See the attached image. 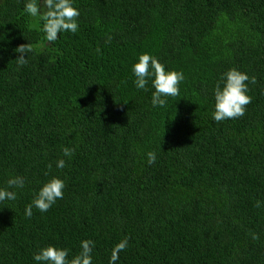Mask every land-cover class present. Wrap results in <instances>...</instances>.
<instances>
[{"label":"trees","instance_id":"obj_1","mask_svg":"<svg viewBox=\"0 0 264 264\" xmlns=\"http://www.w3.org/2000/svg\"><path fill=\"white\" fill-rule=\"evenodd\" d=\"M76 4L78 31L49 42L25 0H0V187L26 181L0 203V264H36L47 245L71 259L89 238L94 264H108L124 237L117 264H264V0ZM144 52L185 75L163 108L133 83ZM233 67L256 78L252 100L216 122L213 89ZM53 175L63 199L26 216Z\"/></svg>","mask_w":264,"mask_h":264},{"label":"clouds","instance_id":"obj_2","mask_svg":"<svg viewBox=\"0 0 264 264\" xmlns=\"http://www.w3.org/2000/svg\"><path fill=\"white\" fill-rule=\"evenodd\" d=\"M24 12L28 16L39 18L42 21L41 31L49 42L57 41L58 36L62 33H76L79 29L80 9L76 0H25ZM15 51L20 54L16 58L17 64L26 65L28 56L32 52L30 43L19 45ZM25 53L27 56L24 55ZM131 72L137 90L148 91L149 86L154 89L151 95L153 107L163 108L166 106L169 97L179 96L180 85L185 80L182 70L168 68L157 56L149 52L138 55L137 60L132 64ZM255 82L254 76H250L247 72L235 67L224 72L213 89L215 103L212 119L221 122L243 116L246 106L252 100L251 95H249V85ZM62 153L63 157L70 160L74 155V149L64 146ZM146 155L149 164L154 163L157 159L155 151L148 152ZM66 164L67 161L60 158L56 161L55 166L57 169H63ZM51 168L52 164H49L48 169ZM25 183L23 176L10 177L6 185L0 187V203L15 201L20 191L25 188ZM65 188L66 178L59 175L51 176L39 188L31 203L26 206L25 215L31 217L33 208L38 209L41 213L47 212L58 200L63 199ZM257 206H259V202ZM128 246V237H124L116 243L111 250L108 264H117L120 253ZM95 247V240L83 239L80 242V251L69 259L70 248L47 245L34 253L32 259L36 264H94L93 252Z\"/></svg>","mask_w":264,"mask_h":264}]
</instances>
